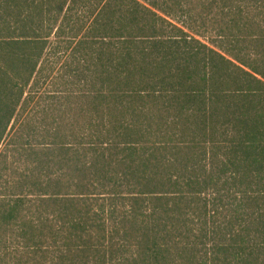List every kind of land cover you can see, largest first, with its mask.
<instances>
[{"label": "trees", "instance_id": "16d2710c", "mask_svg": "<svg viewBox=\"0 0 264 264\" xmlns=\"http://www.w3.org/2000/svg\"><path fill=\"white\" fill-rule=\"evenodd\" d=\"M12 120L0 264H264V0H0Z\"/></svg>", "mask_w": 264, "mask_h": 264}, {"label": "rangeland", "instance_id": "374dc122", "mask_svg": "<svg viewBox=\"0 0 264 264\" xmlns=\"http://www.w3.org/2000/svg\"><path fill=\"white\" fill-rule=\"evenodd\" d=\"M14 123V120L11 121L9 127L4 133V137L2 141L0 142V162L3 164L1 165L2 167L6 165L7 168L9 169H3L2 174L4 176H7V174L10 172L12 169H16L17 173L20 172L25 164L22 161L17 162L15 158H18L17 154H15L9 147H7V141L9 139L10 134L12 133V128L11 125ZM4 162V163H3ZM17 162V163H16ZM17 167V168H16Z\"/></svg>", "mask_w": 264, "mask_h": 264}]
</instances>
